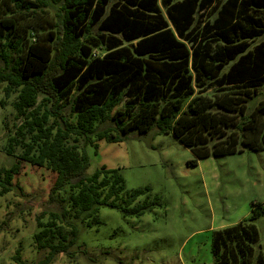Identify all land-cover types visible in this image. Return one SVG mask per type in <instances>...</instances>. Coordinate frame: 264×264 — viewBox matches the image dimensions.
<instances>
[{"label":"trees","instance_id":"trees-1","mask_svg":"<svg viewBox=\"0 0 264 264\" xmlns=\"http://www.w3.org/2000/svg\"><path fill=\"white\" fill-rule=\"evenodd\" d=\"M0 85L15 95L3 151L18 162L0 194L24 161L54 174L48 200L60 208L35 218L44 257L27 263L18 247L12 260L49 264L69 253L78 221L99 223L100 206L142 216L158 202L137 201L148 189L126 191L115 168L87 172L97 141L157 128L191 150L193 165L264 150V0H0ZM261 216L254 201L212 230V263L264 264Z\"/></svg>","mask_w":264,"mask_h":264},{"label":"rangeland","instance_id":"rangeland-1","mask_svg":"<svg viewBox=\"0 0 264 264\" xmlns=\"http://www.w3.org/2000/svg\"><path fill=\"white\" fill-rule=\"evenodd\" d=\"M260 88L258 97L264 91ZM4 96L0 85L4 101L0 104V179L18 163L3 151L7 128L16 121L11 105L15 95ZM172 134L157 128L144 135L133 130L116 142L97 141L95 154L88 147L87 172L102 165L115 168L124 178L126 191L148 189L137 201L156 195L158 202L142 216H124L117 209L100 206L99 223L78 221L69 253H57L49 264H213L212 230L246 217L252 202L264 204V150L207 156L193 165L189 164L191 150ZM53 177L51 171L22 161L12 181L2 182L7 191L0 194V264H16L12 255L18 247L27 263L44 257L46 249L38 251L33 233L38 214L45 212V220L50 211L60 210L48 200ZM254 223L264 260V216Z\"/></svg>","mask_w":264,"mask_h":264}]
</instances>
